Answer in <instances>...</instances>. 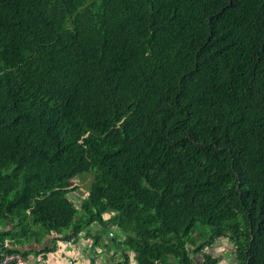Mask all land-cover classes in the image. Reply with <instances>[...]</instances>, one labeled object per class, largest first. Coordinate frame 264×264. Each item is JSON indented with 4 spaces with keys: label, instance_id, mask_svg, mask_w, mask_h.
I'll use <instances>...</instances> for the list:
<instances>
[{
    "label": "trees",
    "instance_id": "16d2710c",
    "mask_svg": "<svg viewBox=\"0 0 264 264\" xmlns=\"http://www.w3.org/2000/svg\"><path fill=\"white\" fill-rule=\"evenodd\" d=\"M94 225L264 264V0H0V254Z\"/></svg>",
    "mask_w": 264,
    "mask_h": 264
},
{
    "label": "crops",
    "instance_id": "0c3cea01",
    "mask_svg": "<svg viewBox=\"0 0 264 264\" xmlns=\"http://www.w3.org/2000/svg\"><path fill=\"white\" fill-rule=\"evenodd\" d=\"M98 232L101 234L100 238H97ZM117 234L119 230L116 226L105 229L94 225L90 234L83 232L80 237L73 240L62 239L61 234L52 232L41 237L40 240L33 239L26 242L19 246V249L27 264H137L132 254L130 261H127L117 241L113 240L114 237L118 239ZM220 240L226 242L229 249L226 247L224 249L235 259V246L229 237L218 238L208 252L220 258L218 264L224 262L225 255L215 252ZM9 244L10 241L7 240L5 246Z\"/></svg>",
    "mask_w": 264,
    "mask_h": 264
},
{
    "label": "rangeland",
    "instance_id": "374dc122",
    "mask_svg": "<svg viewBox=\"0 0 264 264\" xmlns=\"http://www.w3.org/2000/svg\"><path fill=\"white\" fill-rule=\"evenodd\" d=\"M92 177H93V175L91 173H84V174L79 175V177L75 178L74 185H76L78 187V190L76 191V193L78 194V197H75L77 194L76 195L71 194L70 197L73 198V200L76 203L79 204L81 202V198H83L84 195L87 193L88 189L90 188L91 182H92ZM220 241H221V243H220ZM220 241L218 243V246H217V249L215 252L217 254L225 255V256H223L224 262H222V263L227 264V262L229 263V261H230L231 264H235L236 258L234 259V257L231 254H228V251L226 249H224V247L227 248L228 245L226 244V242H223L222 240H220ZM227 249H229V247ZM211 251H212V248H211ZM194 257H195V259H199V255H196Z\"/></svg>",
    "mask_w": 264,
    "mask_h": 264
},
{
    "label": "built area",
    "instance_id": "2783aa9c",
    "mask_svg": "<svg viewBox=\"0 0 264 264\" xmlns=\"http://www.w3.org/2000/svg\"><path fill=\"white\" fill-rule=\"evenodd\" d=\"M0 264H27L20 252H3L0 254Z\"/></svg>",
    "mask_w": 264,
    "mask_h": 264
}]
</instances>
